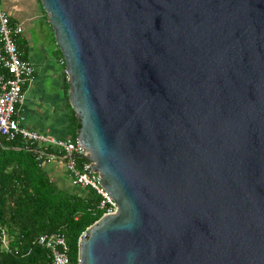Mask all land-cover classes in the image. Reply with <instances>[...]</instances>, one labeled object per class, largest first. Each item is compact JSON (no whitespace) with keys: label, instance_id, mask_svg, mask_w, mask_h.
<instances>
[{"label":"water","instance_id":"water-1","mask_svg":"<svg viewBox=\"0 0 264 264\" xmlns=\"http://www.w3.org/2000/svg\"><path fill=\"white\" fill-rule=\"evenodd\" d=\"M38 6L116 208L77 264H264V0Z\"/></svg>","mask_w":264,"mask_h":264},{"label":"trees","instance_id":"trees-1","mask_svg":"<svg viewBox=\"0 0 264 264\" xmlns=\"http://www.w3.org/2000/svg\"><path fill=\"white\" fill-rule=\"evenodd\" d=\"M15 44L20 58L26 61L20 52L23 39L16 38ZM54 55L60 57L56 49ZM67 89L64 81L63 138L73 140L76 119L66 103ZM74 161L80 165V159ZM96 200L89 189L63 190L54 185L20 139L4 143L0 148V264H46L47 251L36 244V238L54 233L64 238L68 264H77V238L101 216L94 206Z\"/></svg>","mask_w":264,"mask_h":264},{"label":"built area","instance_id":"built-area-1","mask_svg":"<svg viewBox=\"0 0 264 264\" xmlns=\"http://www.w3.org/2000/svg\"><path fill=\"white\" fill-rule=\"evenodd\" d=\"M21 33L22 27L11 22L0 5V68L4 70L0 74V148L4 143L20 139L28 146L39 165L54 160L61 161L72 185L89 189L97 196L94 206L101 211L100 217L114 215L116 208L99 185V178H96L98 174L92 173L82 163L76 139L55 138L30 131L23 126L19 107L23 103V88L32 80L33 68L20 58L21 54L16 48V38ZM58 63L64 67L62 57L58 58ZM62 73L65 74L64 69ZM75 158L80 159V165L75 163ZM86 230L77 238V245L78 240L86 235ZM36 244L47 251L46 264H68L67 247L60 233L39 236Z\"/></svg>","mask_w":264,"mask_h":264},{"label":"crops","instance_id":"crops-1","mask_svg":"<svg viewBox=\"0 0 264 264\" xmlns=\"http://www.w3.org/2000/svg\"><path fill=\"white\" fill-rule=\"evenodd\" d=\"M38 0H0V5L7 16L13 22L22 27L20 38L23 39L24 46L20 52L25 54L26 61L33 68L32 80L23 88V103L19 107L23 118L22 124L30 131L49 135L55 138L65 136V97L63 91V82L65 81L63 73L59 79L58 86L61 95H44V88L41 84L43 76L51 72L49 56L46 51L47 41L41 44H33L29 30L34 29L33 21L40 19L41 26L46 31L49 29L43 12L38 8ZM51 33V30L49 29ZM50 42L54 47L52 33ZM67 93V92H66ZM32 96L27 103V97ZM50 181L58 188L63 190L78 189L72 185L70 177L61 161L55 160L42 165Z\"/></svg>","mask_w":264,"mask_h":264},{"label":"rangeland","instance_id":"rangeland-1","mask_svg":"<svg viewBox=\"0 0 264 264\" xmlns=\"http://www.w3.org/2000/svg\"><path fill=\"white\" fill-rule=\"evenodd\" d=\"M38 5V3H37ZM39 8V6H38ZM41 21L39 18L36 19V21H33L32 24L34 25V29L29 30L31 33V39L33 41V44H41L45 41H47L46 44V51L47 55L49 56V64L51 68V72L54 76L49 75L48 73L45 74V76L42 77V85L44 88V95H61V90L60 87L57 85L59 79L61 78V73L64 67H62L58 63V59H56V56L54 55L55 53V48L53 49V45L50 42L51 38V33L49 32V29L46 31L43 29L41 26ZM55 47V46H54ZM33 98L32 96L27 97V103L29 104V99ZM55 161V160H54Z\"/></svg>","mask_w":264,"mask_h":264},{"label":"clouds","instance_id":"clouds-1","mask_svg":"<svg viewBox=\"0 0 264 264\" xmlns=\"http://www.w3.org/2000/svg\"><path fill=\"white\" fill-rule=\"evenodd\" d=\"M61 57V56H60Z\"/></svg>","mask_w":264,"mask_h":264}]
</instances>
